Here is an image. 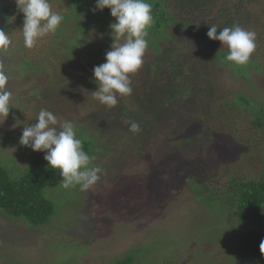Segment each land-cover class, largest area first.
<instances>
[{"label":"rangeland","instance_id":"374dc122","mask_svg":"<svg viewBox=\"0 0 264 264\" xmlns=\"http://www.w3.org/2000/svg\"><path fill=\"white\" fill-rule=\"evenodd\" d=\"M179 1L185 2L167 0V7L185 25L169 28L170 36L158 40L148 30L144 63L130 74L133 92L118 94V104L109 108L94 98L98 85L93 68L105 62L113 43L109 26L114 17L106 14L111 22L102 27L81 13L96 0H79L71 10L68 0H50L54 11H66L65 18H71L61 26L63 31L27 48L24 14L17 0H5L13 30H6L10 23L0 20V29L11 40L8 53L0 49V70L8 75L6 87L15 107L0 124V163L33 169L37 163L31 156L45 160L44 152L23 148L18 138L25 125L35 123L38 112L47 109L72 121L79 138L95 139L90 166L100 167L101 173L85 191L79 185L64 188L58 173L44 190L57 207L49 225L33 227L0 212V264H114L127 255H133L128 264H244L250 258H255L253 264H259L258 258L264 264L260 244L247 239L236 218L218 214L209 189L197 198L187 180L199 172L215 187L231 176L260 174L264 140L252 142V135H243L237 141L228 126L236 114L221 99L241 91L263 104L264 64L260 72L253 65L217 67L211 55L229 49L204 38L207 20L195 16L199 10H182ZM214 1L204 9L210 17L228 9L227 14L239 18L232 7L238 0ZM248 8L254 21L236 19L232 26L258 31L264 26V0L252 1ZM25 60L40 62V68L24 70ZM166 94L174 97L164 104ZM133 121L140 125L138 133L130 131ZM238 121L248 131V110ZM214 197L223 202L228 195ZM262 230L259 238H264V226Z\"/></svg>","mask_w":264,"mask_h":264},{"label":"clouds","instance_id":"9594fccd","mask_svg":"<svg viewBox=\"0 0 264 264\" xmlns=\"http://www.w3.org/2000/svg\"><path fill=\"white\" fill-rule=\"evenodd\" d=\"M19 10L24 14L22 35L27 48L35 46L38 40L55 33L64 21L61 12L54 11L50 0H17ZM110 9L115 18L110 24L113 43L105 53V62L93 68L94 81L98 89L94 98L109 108L118 104V94L128 96L133 92L130 74L137 73L144 63L149 47V29L154 23L152 5L148 0H96L95 10ZM207 36L221 42L229 49L226 61L236 65L249 62L257 48V33L235 24L219 29L210 25ZM123 39V42H121ZM11 40L4 29H0V49L7 51ZM8 75L0 70V124L8 118L12 93L6 87ZM14 125L13 127H15ZM138 122H130V131H140ZM19 143L33 151L44 152L47 165L59 170L60 183L64 188L80 186L88 190L99 179L101 168L90 166L91 157L83 148L76 125L61 120L52 111L41 109L35 123L25 125ZM264 253V240L260 243Z\"/></svg>","mask_w":264,"mask_h":264},{"label":"trees","instance_id":"16d2710c","mask_svg":"<svg viewBox=\"0 0 264 264\" xmlns=\"http://www.w3.org/2000/svg\"><path fill=\"white\" fill-rule=\"evenodd\" d=\"M68 1L70 3V10L72 7L75 8L73 3L79 2V0ZM194 1L197 2L193 3ZM252 1L255 0H247L246 4L245 0H238L237 3L232 6L237 10L236 12L239 14V18L227 14L228 9H220L221 12L217 18L210 17L209 12L204 11V9H208L212 6V4L217 2L214 0H185V2L179 1V3L183 5L181 6L182 10H199L195 16H201L207 20V24H205L206 27L203 26L202 35L204 38H209L207 36V32L210 25L218 26L219 31V29L224 27H231L234 23L233 21L236 19L243 22L254 21L255 15L253 12H250V9L248 8V4ZM148 2L152 5V15L154 17V23L150 30L153 31L157 40L161 37H169V28L173 26L185 25V22L181 21L180 18H177L176 14L172 10L168 9L167 0H148ZM95 5L96 3L89 4L87 10L84 11L83 9L81 13L89 17V19H92V21L100 23L102 27H108L109 22L111 21H107L104 16L106 14H110V9L105 8L103 11H93V9H95ZM7 10L8 7L6 6L5 0H0V20L4 19L6 22L10 23L11 16ZM64 12L66 11H62L61 13L63 14ZM70 18L71 17L69 16H66V18L64 16L63 23L65 22L66 25V21L68 22ZM113 20H115V18H113ZM188 21L190 22V25L193 23V19L190 17ZM63 23L57 29V32L63 31L64 28L61 27L63 26ZM79 27L81 29L85 28V24H82ZM242 27L244 28L245 26ZM4 28L9 31L13 30L11 23L4 26ZM245 29H248V27H245ZM258 29V31L251 29V31H255L257 33V48L252 54L249 62L245 65H253L252 68L254 67L258 72H260L263 70L262 64H264V49H262L263 46L261 45V42L264 40V26L259 27ZM151 44L155 45L156 43ZM228 51L229 50L221 49L211 55V60L217 67L225 68L227 65L235 66L233 62L226 61L225 59ZM23 63L22 67L24 70H35L40 68V62L32 63L29 60H25ZM175 72L179 73L178 71ZM250 74L251 71L247 76ZM172 93H174V91ZM179 93L181 96H184L186 92L185 90H180ZM166 95L164 104L170 102L174 97L170 94ZM177 99L179 98H176V100ZM221 103L227 107V110L236 114V117L229 121L228 126L237 141L240 142L241 136L243 135H249V137L252 135V142L260 139L264 140V103H254L249 96L241 91H235L232 94L231 99L228 97L222 98ZM246 110L249 112L250 122L248 131H243L242 123L238 120L239 117H244V111ZM18 139H20V137ZM80 139L83 142L84 150L89 155L93 154L92 150L94 148L95 139L92 136ZM23 148L27 149L28 147L23 146ZM262 156L264 157V152ZM31 157V161L34 159V162L37 163L33 169H28L27 167L23 168L17 164L16 169L15 165L14 168L11 169V167H5L0 163V212L10 219H18L33 227L49 225L52 217L57 212V207L55 206L53 199L45 195L44 190L46 187L54 183L59 170L50 168L47 165L46 160H39L41 159L39 156L35 155ZM259 173L260 174L257 177H250L246 179H239L231 176L228 183L217 184L215 187H210L208 185L209 176L208 178L203 179L202 176H199L201 175L199 172L190 173L187 176V180L194 186L193 189L196 191L195 195L197 198L198 196L201 197L202 194H206L205 191L209 189V192L212 193L211 195L218 203V206H216L219 209L218 214L220 212L222 214H219L221 217L228 215L230 216L229 218H236L243 231L245 233L248 232V235H246L247 239L252 237L254 238V241L260 244L264 239L262 236L259 238L260 231H263L262 229L264 226V165ZM214 194H226L228 195V198L222 202L219 197L216 199ZM216 207L214 208L216 209ZM243 248L244 247L241 248L240 253L241 256L245 257L246 252H242ZM131 259L133 260V255H127L124 259L117 260L114 264H128ZM253 259L255 258H250V260L244 264H253ZM255 261L261 264L259 258Z\"/></svg>","mask_w":264,"mask_h":264}]
</instances>
